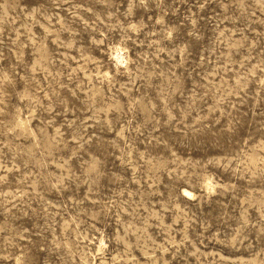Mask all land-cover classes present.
Returning a JSON list of instances; mask_svg holds the SVG:
<instances>
[{"label":"rangeland","instance_id":"rangeland-1","mask_svg":"<svg viewBox=\"0 0 264 264\" xmlns=\"http://www.w3.org/2000/svg\"><path fill=\"white\" fill-rule=\"evenodd\" d=\"M0 264H264V0H0Z\"/></svg>","mask_w":264,"mask_h":264}]
</instances>
